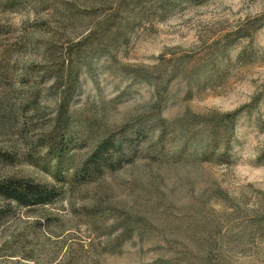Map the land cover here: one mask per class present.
<instances>
[{
    "label": "rangeland",
    "instance_id": "obj_1",
    "mask_svg": "<svg viewBox=\"0 0 264 264\" xmlns=\"http://www.w3.org/2000/svg\"><path fill=\"white\" fill-rule=\"evenodd\" d=\"M8 179L0 264H264V0H0Z\"/></svg>",
    "mask_w": 264,
    "mask_h": 264
},
{
    "label": "trees",
    "instance_id": "obj_2",
    "mask_svg": "<svg viewBox=\"0 0 264 264\" xmlns=\"http://www.w3.org/2000/svg\"><path fill=\"white\" fill-rule=\"evenodd\" d=\"M68 94H63L60 98V108H66L69 102ZM229 116V115H227ZM117 144L113 139H106L90 154L84 162L82 172H78L77 178L100 174L103 169L110 167L113 153L111 149H116ZM121 149V145H119ZM58 192L46 186L25 179H8L0 182V198L9 203H14L22 208L44 206L52 203L57 197Z\"/></svg>",
    "mask_w": 264,
    "mask_h": 264
}]
</instances>
